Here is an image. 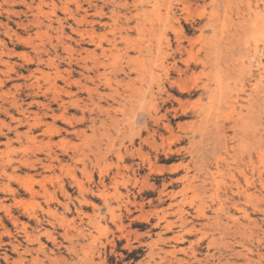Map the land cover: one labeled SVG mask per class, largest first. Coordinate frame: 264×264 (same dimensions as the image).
I'll list each match as a JSON object with an SVG mask.
<instances>
[{
    "label": "rangeland",
    "instance_id": "rangeland-1",
    "mask_svg": "<svg viewBox=\"0 0 264 264\" xmlns=\"http://www.w3.org/2000/svg\"><path fill=\"white\" fill-rule=\"evenodd\" d=\"M45 1L41 33L40 0H0V53L13 52L0 62V169L8 156L63 163L52 172L14 163L21 181L0 175V264H264V0ZM35 47L98 93L93 101L74 86L83 108H70L72 125L59 122L55 135L35 126L36 140H18L21 112L32 119L40 104L59 112L58 95L71 100L61 80L30 88L37 68L57 71L36 61ZM100 62L101 76L89 73L96 84L84 81ZM23 123L21 133L36 124ZM231 176L254 196L237 195Z\"/></svg>",
    "mask_w": 264,
    "mask_h": 264
},
{
    "label": "bare ground",
    "instance_id": "bare-ground-1",
    "mask_svg": "<svg viewBox=\"0 0 264 264\" xmlns=\"http://www.w3.org/2000/svg\"><path fill=\"white\" fill-rule=\"evenodd\" d=\"M34 1V0H33ZM23 3H25L24 1H22ZM46 1L45 0H40V4L38 5V7H37V14H36V23H35V25L37 24L38 26V30H39V32H41V30L43 29V26H44V22L43 21H41L40 20V15H45L44 14V12L42 11V4H44ZM52 2V1H51ZM182 2V1H181ZM7 3V2H6ZM47 4V3H46ZM27 5V4H26ZM45 5V4H44ZM28 7V6H27ZM36 8V7H35ZM82 8V7H81ZM96 9V8H95ZM53 10V9H52ZM71 13V12H70ZM99 14V16H100V18H102V17H104L105 16V14H104V12L103 11H101V12H99L98 13ZM97 14V15H98ZM71 16L73 17V18H76L75 17V15H73V14H71ZM87 16V15H86ZM86 16L85 17H83V19L84 20H86ZM76 21V20H75ZM78 21V20H77ZM81 21V20H80ZM60 22V21H59ZM79 22V21H78ZM77 22V23H78ZM61 26H60V28H57V33L58 34H61V33H59V31L60 32H64V28H63V25H62V23L60 22L59 23ZM23 25V24H22ZM52 25H53V23H52V21H50L48 24H46V26L48 27V28H52ZM140 25V24H139ZM29 26V25H28ZM42 33V32H41ZM40 33V34H41ZM37 34V33H36ZM39 34V35H40ZM45 34H48V32H46ZM38 36V35H37ZM85 36V35H84ZM29 37V36H28ZM89 37V36H88ZM20 40H22V41H24L26 44H31L32 43V41L30 40V38L29 39H22V38H19ZM58 39V38H57ZM59 42L60 43H62V40H61V38H59ZM59 42H58V44H59ZM0 43H2V42H0ZM63 44V43H62ZM51 45V48L53 49V51H54V53H58V45H54L53 43H51L50 44ZM41 46V45H40ZM2 47H4V46H2ZM38 47V46H37ZM36 48V47H35ZM39 48H36V52H37V55H36V61L39 63V64H47L48 63V65H50V66H55L56 68L55 69H57V71L55 72V76L54 77H52V76H50V75H47L46 74V72H44L42 69H38L37 68V70L36 71H33V73H31V75L29 76V78L31 79V80H34L31 84H30V88H33V89H36L37 88V90H41V85H40V82H41V80H43V79H46L47 80V83H48V85L50 84V85H52V87H50V88H53L54 90H56V89H58V84H59V80H61V81H64V83L67 85V87L69 88V89H65V88H63L62 89V91L64 92V94L67 96V97H69L70 99H68V100H70V101H67V100H65L61 95H58V96H56V97H54L53 98V101L55 102V103H57V104H59V107H60V111L59 112H57V111H55V110H53L52 109V105L51 104H40V106L41 107H43L42 109V111L41 112H35L36 114H35V117H32V119H31V116L30 115H28L27 113H25L24 111L23 112H21V115H22V117L23 118H20L19 120L18 119H16V118H12L14 121H17L18 120V124H19V126H13L14 127V129H12V130H14V132H15V136L18 138V140H21L23 137H25V138H27L28 140L29 139H35V138H33V134H35L34 133V128L33 127H35V126H46L47 127V130H45V131H43V132H45V133H48V134H50V135H55V133L56 134H60L61 132H62V128H60L59 126H58V123L59 122H63V123H68L69 125H72L73 124V121L75 120V117H73V115H69V111H70V108L72 109V107H76L77 109L81 106H79V104H78V100H75V101H72V99L73 98H78L79 97V95H78V93L75 91V93L73 92V87L74 86H76V87H78V91L79 92H86V93H88V95H89V98L90 99H94L95 97H94V93L96 92V93H98V89L96 88V89H91V88H89V86H87V85H82V83H81V81H74L73 79H72V75H73V72H67V75L66 76H64L63 74H62V72L60 71V66L59 65H57L56 64V62H55V59L54 58H52L51 57V53H52V50L51 49H47V47H43L42 49L40 48V50H38ZM12 54H13V52L12 51H9L8 49H6V47H4L3 48V50H2V52L0 53V62L3 64V66H5V65H9V60H6L5 59V57H7V58H11L12 57ZM23 55V54H22ZM88 55V54H87ZM25 58L27 59V61L29 62V63H33L34 62V59H32V58H29V56L28 55H26L25 56ZM24 59V58H23ZM26 59H24V60H26ZM26 61V62H27ZM71 63V62H70ZM104 66V64L102 63V62H100V63H97L96 64V66L94 67H92V68H86L85 67V69H86V72H87V74H85V73H83L82 74V76L84 77V81H86V82H88V81H92V82H94V84H96L95 83V80H94V78L91 76V75H89V73H91V72H93V74H96V77L97 78H99L100 76H101V74H100V68L101 67H103ZM37 74H39V75H37ZM91 82V83H92ZM98 87V86H97ZM50 88H48L47 89V92H49V90H50ZM51 91H53V90H51ZM57 93V92H56ZM61 94V93H60ZM96 95H98V94H96ZM54 96V95H53ZM65 96V97H66ZM218 98V97H217ZM94 101V100H93ZM80 103V102H79ZM11 104H12V106L13 107H16V109L20 112V108H21V106L18 104V102H17V99H13V101L11 102ZM82 108H83V106H81ZM74 109V108H73ZM109 109V108H108ZM82 110V109H81ZM85 111V110H84ZM91 116V115H90ZM82 117H83V111H82ZM49 119H51L52 120V122H49V121H47V120H49ZM80 119V118H79ZM32 120H34V122L36 123V124H33V125H31V126H29L30 128L28 129V131H26L25 133H21L20 132V130H19V128L22 126V124H24L23 122H30V121H32ZM87 119H86V115L84 114V117L81 119V120H78V121H81V122H85ZM90 121L92 122V123H95L96 122V120L95 119H93V117L91 116V118H90ZM80 122V123H81ZM25 125H28V123H26ZM5 126V125H4ZM7 126H9L10 127V125H7ZM13 127H11V128H13ZM36 128V127H35ZM38 128V127H37ZM67 131V130H66ZM36 140V139H35ZM172 140V139H171ZM48 145V144H47ZM99 148V147H98ZM48 156H49V159H47V163H44V161L42 160V159H29V158H21V159H19V160H15L14 158L13 159H10L9 158V156H8V158L7 159H9L7 162H6V160L3 162V165H2V167H1V171H0V175H3V176H5L8 180H17V181H21V178H20V176H18L17 175V171H18V169H19V166H16V167H14V163H18L20 166H24V167H29V168H31V169H37V166L39 165V166H42V168L45 170V171H55L56 170V168H57V166L58 165H61L62 163H63V161H62V159L59 157V156H56V154L53 156V155H49L48 154ZM47 158V157H46ZM218 158H219V155H218ZM220 161V160H219ZM227 161V160H226ZM225 161V162H226ZM230 161V160H229ZM229 161H227V162H229ZM249 161V160H248ZM46 162V161H45ZM219 163V162H218ZM222 163V162H221ZM253 163V162H252ZM223 164V163H222ZM225 164V163H224ZM255 163H253V165H254ZM226 165V164H225ZM230 165H231V163H230ZM229 165V166H230ZM219 166V165H218ZM228 166V167H229ZM231 167V166H230ZM257 167V166H256ZM12 169L13 170V173H9V171H8V169ZM21 168V167H20ZM177 168H179V167H177ZM233 168V167H232ZM231 168V169H232ZM230 169V168H229ZM241 169V168H240ZM255 169L257 170V168H255V165H254V167H253V172H252V176H251V178L249 177V178H246V182H247V184H248V186L251 188V186H253V184H254V182H255V180H254V182L252 181V179H254L255 177H253V174L255 175ZM158 170V169H157ZM242 170V169H241ZM177 171V170H176ZM229 171V170H228ZM38 173V172H37ZM210 173V172H209ZM230 173H231V171H230ZM243 173V172H242ZM241 173V174H242ZM39 174H40V172H39ZM41 174H43V173H41ZM244 175V177L246 176V177H248L247 175H245V174H243ZM212 176V179L211 180H213V183L210 185V186H212L213 188H211L212 190H214L215 191V194L216 195H219L218 193H219V190L221 189L220 187H221V182L220 181H217V178L214 176V175H211ZM250 176V175H249ZM208 177V176H207ZM227 177V176H226ZM186 178V177H185ZM195 178V177H194ZM231 181H232V185L231 184H229V185H231L232 187L231 188H233L234 189V187L236 188V190H237V195H239V196H244V197H246V198H250V197H252V196H254L253 194H251V193H249V191H248V189H247V191H243L242 190V188H241V185H240V182H239V180L237 179V177L235 178V176H231ZM23 179V178H22ZM187 179V178H186ZM206 180V179H205ZM210 180V179H209ZM259 180V179H258ZM187 181V180H186ZM190 181V180H189ZM188 181V182H189ZM26 182H28V181H26ZM206 182V181H205ZM210 182V181H209ZM78 183V182H77ZM224 183V182H223ZM33 184V183H32ZM79 184H81V183H79ZM78 184V185H79ZM224 185H225V183H224ZM194 186H196V185H194ZM199 186V185H198ZM206 186V185H205ZM209 186V185H208ZM192 187V183H189L188 185H186L185 186V188H191ZM200 187H202V186H200ZM206 188V187H205ZM208 188V187H207ZM226 188V187H225ZM230 188V187H229ZM5 190H7L8 191V193L10 192V193H14V190L12 189V187H11V185L10 184H8L6 187H5ZM31 193H33V194H35V192H34V190L32 189V188H29L28 189ZM61 191H62V193H63V195L65 196V187H64V185L63 186H61V189H60ZM200 190V189H199ZM202 190V189H201ZM200 190V191H201ZM205 190V189H204ZM232 190V189H231ZM208 191V190H207ZM227 191V190H226ZM234 191V190H233ZM234 194V193H233ZM255 194V193H254ZM66 195H68V194H66ZM231 197V196H230ZM52 198V197H51ZM53 199V198H52ZM58 199V198H57ZM221 199V198H220ZM233 199V198H232ZM239 199V198H238ZM237 199V200H238ZM7 200H8V198H7ZM230 199H226V201L225 202H223V204L221 203L220 205H219V210L218 211H224L225 210V208L227 207V201H229ZM4 201V200H3ZM3 201H1V206H3V207H6V205H5V203L3 202ZM53 201V200H52ZM51 201V202H52ZM55 201V200H54ZM222 201H223V199H222ZM234 201V200H233ZM232 201V202H233ZM59 202V201H58ZM50 202H48V204H49ZM239 202H233L232 203V206H234L235 208H238L239 209V204H238ZM51 204V203H50ZM240 204H241V201H240ZM230 205V204H229ZM231 206V205H230ZM204 208V207H203ZM229 209V208H228ZM214 210V209H213ZM242 211L241 213H243V214H245L246 215V211L244 210V209H239V211ZM197 212H201L202 214L201 215H203L204 216V218L206 217V214H205V212H204V210L203 209H201V207L198 209V211ZM213 212H215V211H213ZM173 213V212H172ZM240 213V212H239ZM179 214H180V219L183 221V223H182V225H183V227H185L186 225H187V223L184 221V217L185 216H183L184 215V210L182 209V208H180V210H179ZM228 214V213H227ZM231 214V213H230ZM12 215V214H11ZM229 215V214H228ZM9 216V215H8ZM13 216V215H12ZM12 216H11V218H12ZM223 216V215H222ZM217 217L219 218V214L217 213ZM224 217V216H223ZM208 218H209V216H208ZM212 218V217H211ZM230 218V217H229ZM228 218V219H229ZM236 218V217H235ZM18 219V218H17ZM179 219V220H180ZM210 219V218H209ZM214 219V218H213ZM212 219V220H213ZM221 219H223V218H221ZM227 219V220H228ZM239 219H241V218H239ZM14 220V219H13ZM180 220V221H181ZM231 220H233V219H231ZM234 220H236V219H234ZM233 220V221H234ZM2 221V220H1ZM0 221V222H1ZM15 221V220H14ZM181 221V222H182ZM238 221V220H237ZM16 222V221H15ZM17 222H18V220H17ZM16 222V223H17ZM215 222H216V220H215ZM214 222V223H215ZM218 222V221H217ZM224 222V221H223ZM222 222V225L224 224ZM236 222V221H235ZM226 223V222H225ZM242 223V222H241ZM218 224V223H217ZM227 224V223H226ZM225 224V225H226ZM232 224H233V222H232ZM171 226H172V224H169L168 225V227L169 228H171ZM220 226V225H219ZM224 226V225H223ZM232 226V225H231ZM222 227V226H221ZM234 227V224H233V226H232V228ZM219 228V227H218ZM237 228V227H236ZM235 228V229H236ZM195 228H191V229H189L188 231H187V233H189V234H191V233H193L195 230H194ZM224 229V228H223ZM223 229H221V231H223ZM229 229V227H226L224 230L226 231V230H228ZM247 229V228H246ZM186 230V229H185ZM237 230H238V228H237ZM220 231V232H221ZM225 231H223V232H225ZM230 231V230H229ZM233 231V230H232ZM8 232H9V230H8ZM7 232V233H8ZM227 232V231H226ZM6 233V234H7ZM43 234V233H42ZM185 234V233H184ZM223 234V233H222ZM227 234V233H226ZM28 235V234H27ZM49 235V234H48ZM224 235V234H223ZM7 236H8V234H7ZM46 236V235H45ZM179 236V235H178ZM178 236H176V239L178 238V239H180L182 236L180 235V237H178ZM38 240V239H37ZM185 240V239H184ZM215 242V241H214ZM73 243V242H72ZM13 244V243H12ZM13 247H14V249L16 250V251H19V249H18V247L19 246H17L16 244H13L12 245ZM21 249V248H20ZM237 251V250H236ZM173 252V251H172ZM172 254V253H171ZM173 254H174V252H173ZM194 255H195V253H194ZM222 255V254H221ZM175 256V255H174ZM215 256V255H214ZM176 257V256H175ZM20 258L22 259V255H20ZM54 258V257H53ZM248 259V258H247ZM22 261V260H21ZM248 261H250V260H248ZM20 262V261H19ZM18 262V263H19ZM22 264H24L23 262H21ZM229 263V262H228ZM20 264V263H19Z\"/></svg>",
    "mask_w": 264,
    "mask_h": 264
}]
</instances>
